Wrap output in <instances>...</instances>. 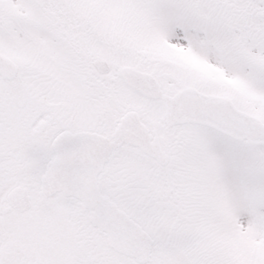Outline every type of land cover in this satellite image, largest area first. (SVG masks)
Masks as SVG:
<instances>
[{"label":"snow or ice","instance_id":"6c2138e0","mask_svg":"<svg viewBox=\"0 0 264 264\" xmlns=\"http://www.w3.org/2000/svg\"><path fill=\"white\" fill-rule=\"evenodd\" d=\"M0 264H264V0H0Z\"/></svg>","mask_w":264,"mask_h":264}]
</instances>
